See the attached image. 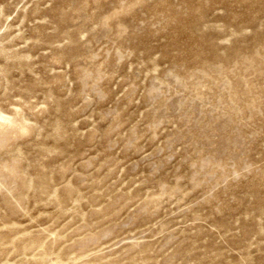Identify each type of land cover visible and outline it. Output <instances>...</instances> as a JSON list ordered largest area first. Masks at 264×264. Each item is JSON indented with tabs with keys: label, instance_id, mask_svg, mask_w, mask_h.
Wrapping results in <instances>:
<instances>
[{
	"label": "rangeland",
	"instance_id": "374dc122",
	"mask_svg": "<svg viewBox=\"0 0 264 264\" xmlns=\"http://www.w3.org/2000/svg\"><path fill=\"white\" fill-rule=\"evenodd\" d=\"M0 264H264V0H0Z\"/></svg>",
	"mask_w": 264,
	"mask_h": 264
}]
</instances>
